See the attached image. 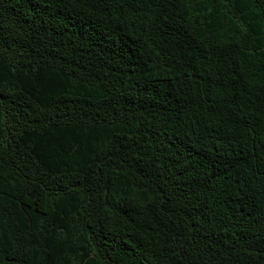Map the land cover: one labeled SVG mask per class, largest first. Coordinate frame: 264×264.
I'll list each match as a JSON object with an SVG mask.
<instances>
[{"label":"trees","instance_id":"1","mask_svg":"<svg viewBox=\"0 0 264 264\" xmlns=\"http://www.w3.org/2000/svg\"><path fill=\"white\" fill-rule=\"evenodd\" d=\"M0 264H264V0H0Z\"/></svg>","mask_w":264,"mask_h":264}]
</instances>
